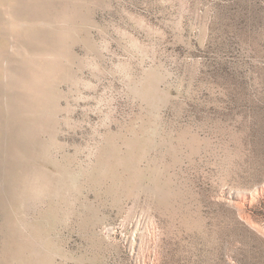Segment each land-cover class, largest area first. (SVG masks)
Wrapping results in <instances>:
<instances>
[{"label":"rangeland","instance_id":"obj_1","mask_svg":"<svg viewBox=\"0 0 264 264\" xmlns=\"http://www.w3.org/2000/svg\"><path fill=\"white\" fill-rule=\"evenodd\" d=\"M0 264H264V0H0Z\"/></svg>","mask_w":264,"mask_h":264}]
</instances>
